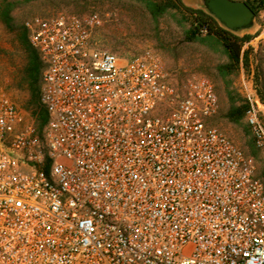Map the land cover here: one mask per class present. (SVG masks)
<instances>
[{"label": "built area", "instance_id": "built-area-1", "mask_svg": "<svg viewBox=\"0 0 264 264\" xmlns=\"http://www.w3.org/2000/svg\"><path fill=\"white\" fill-rule=\"evenodd\" d=\"M96 12L23 22L47 120L0 81V264H264V186L253 157L208 124L201 75L143 50L92 43ZM245 121L264 151V100Z\"/></svg>", "mask_w": 264, "mask_h": 264}, {"label": "rangeland", "instance_id": "rangeland-1", "mask_svg": "<svg viewBox=\"0 0 264 264\" xmlns=\"http://www.w3.org/2000/svg\"><path fill=\"white\" fill-rule=\"evenodd\" d=\"M181 1L185 6L200 8L194 0ZM237 1L258 6L257 0ZM89 12L98 13L102 19L101 26L93 32V45L115 54L119 62L151 49L160 54L168 71H176L180 77L195 74L209 79L218 97V108L208 124L253 157L256 176L261 175L264 151L254 146L245 117L233 122L227 114L248 104V93L264 100V6L257 10L254 28L244 33L253 37L242 46V51L248 53V66L242 61L237 69L228 72L224 68L227 56L215 38L202 33L194 40L187 39L193 19L180 7L153 19L135 0H0V81L19 107L27 111L31 102L25 79L36 61L23 22L33 16Z\"/></svg>", "mask_w": 264, "mask_h": 264}, {"label": "trees", "instance_id": "trees-1", "mask_svg": "<svg viewBox=\"0 0 264 264\" xmlns=\"http://www.w3.org/2000/svg\"><path fill=\"white\" fill-rule=\"evenodd\" d=\"M135 1L141 3L153 19L158 18V16L162 15L168 9H177L178 7H180L184 12L191 15L193 19L191 29L187 31L188 40H194L197 38L198 35L202 33H205L209 37L215 38L221 44L227 56L228 63L225 65L224 68L228 72H232L237 69L242 61L245 67L248 66V53H244L242 51V46L244 43H248L253 39L251 35H235L221 28L217 21L214 20L210 15H208L204 10L200 8H191L185 6L181 0ZM245 3L255 12L256 15L257 10L261 9L264 6L263 0H257V7L252 6L247 1H245ZM32 50L36 55V61L32 64V68L29 70L27 78L25 79L31 91V102L29 106H27L25 109L29 111L32 116L35 117L36 124L41 129L47 120L46 112L40 105L41 79L40 83H38V75L39 71L42 70V65L36 51L33 48ZM247 108L248 105L246 104L239 109L230 110L227 114L228 119L233 122L241 120L242 117L245 115ZM256 177L262 181L264 186V171L261 173L260 176Z\"/></svg>", "mask_w": 264, "mask_h": 264}, {"label": "water", "instance_id": "water-1", "mask_svg": "<svg viewBox=\"0 0 264 264\" xmlns=\"http://www.w3.org/2000/svg\"><path fill=\"white\" fill-rule=\"evenodd\" d=\"M198 6L217 21L219 26L235 35L251 31L255 26V12L237 0H194Z\"/></svg>", "mask_w": 264, "mask_h": 264}]
</instances>
